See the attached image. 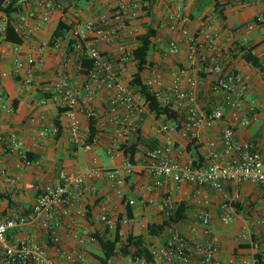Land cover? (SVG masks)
<instances>
[{
  "label": "crops",
  "instance_id": "obj_1",
  "mask_svg": "<svg viewBox=\"0 0 264 264\" xmlns=\"http://www.w3.org/2000/svg\"><path fill=\"white\" fill-rule=\"evenodd\" d=\"M119 1L122 0H29L21 7L22 12L34 11L39 18L47 17V22L40 25L30 40L20 46L19 52L15 50V44L5 40V35H0V69L9 73L8 77L0 78V194L3 196L0 197V217L14 214L29 215L44 187L57 186L61 183L63 173H83L96 162L104 169L119 170L123 182L116 185L109 178L102 177L91 183L93 190L80 196L74 210H86L87 217L77 219L71 215L63 218L55 230L59 243L51 244L47 249L49 257L57 264H70L64 255L75 252L84 253L86 264H102L99 259L103 257V253L94 235L106 232L98 219L103 207L122 223L121 227L127 236L130 234L145 236L149 249L165 244L169 238L168 228L161 236L148 235L150 225L161 224L166 220L165 199H169L174 206L179 203L187 206L186 218L174 226L190 243L205 242L199 217L207 213L215 229V240L219 247L216 257L218 263H252L257 251L264 253L262 223L264 187L251 183L240 185L226 183L222 190H215L169 181L162 187H154L149 191L148 187L154 186L155 179L149 177L143 169L147 153L156 147L164 146H171L170 158L181 164L191 162L196 166L206 167L212 161L211 152L218 155V162L231 163L236 157L235 153H225L222 146V135L228 126L234 127L238 142L256 145L264 158V78L259 70L248 65L241 57L233 59L232 68L250 77L251 89L243 99L242 111L239 114L240 122L232 123L230 112L227 110L223 121L199 132L193 143L183 138L180 131L161 132L163 126L170 127L173 122H167L164 117L157 118L155 114L149 113L138 130L130 135L128 142H120L117 155L110 157L107 150L114 137V127L108 112L111 93L101 90L95 101L98 113L95 129L98 132L99 143L96 146L87 144L80 147L70 142L67 120L63 114L64 108L60 105V97L53 89V85L63 74L81 82L83 73L78 71L76 54L70 53L73 60L69 66H65L61 55L50 45V40L59 23L72 27L96 22L102 16L110 14ZM197 1L188 0L192 11ZM219 3L223 7V16L211 6L192 19L191 32L199 35L203 23L212 27L217 34L216 45L223 49L226 55L234 48L235 42L257 45L255 53L264 66V0H219ZM167 13V0H156L151 6V17L147 20L158 29V34L149 56L154 65L144 71L143 81L146 83L151 77L157 76L166 85H170L173 71L187 69L192 76L204 79L199 92V105L207 109L213 103V98L210 103L208 101L213 79L204 72L197 74L196 67L188 61L187 43L180 33L163 27L162 21ZM141 18L140 16L134 20L131 27L141 26L147 21ZM15 20L16 15L13 16V21ZM0 22L2 25L8 22V18L1 12ZM143 32L141 26L137 35ZM67 39L68 33L64 40ZM124 41L127 42L130 51L137 46L136 38H125ZM171 41L179 42L181 45L177 56L169 54L168 43ZM44 43H47V46L42 47ZM118 43V41L100 43L99 49L112 54L117 50ZM30 56L37 61L32 71L28 73L23 69L15 75L16 60L26 61ZM135 73L136 62L132 61L127 65L123 77L125 82L129 84ZM26 78L31 79L30 84H26ZM182 86L186 87L185 81H182ZM244 121H249V124L242 125ZM53 125L59 128L60 134L52 133L50 129ZM45 129L47 133L42 135L41 132ZM82 130L84 137L88 139L89 124L84 119ZM12 135L24 143L23 151L27 158L33 163L37 161L39 165L24 164L19 153L10 146ZM210 143H214L213 148ZM133 144L137 146V154L132 162L134 172L131 176H125L122 168L128 158L122 149ZM97 150L106 152L113 166L107 161L100 160L95 154ZM131 200L135 201L134 205L128 204ZM225 201H232L235 209V216L228 224H224L220 218V207ZM26 232L32 234L35 239L46 240V231L36 226L12 231L9 238L13 240ZM253 236L256 239L255 243ZM107 237L113 239L114 235L108 232ZM108 264L153 263L133 261L130 257L118 255Z\"/></svg>",
  "mask_w": 264,
  "mask_h": 264
},
{
  "label": "built area",
  "instance_id": "obj_2",
  "mask_svg": "<svg viewBox=\"0 0 264 264\" xmlns=\"http://www.w3.org/2000/svg\"><path fill=\"white\" fill-rule=\"evenodd\" d=\"M27 1L29 0H18L17 5L21 8ZM10 2L11 0H6L7 5ZM167 2L168 13L162 21L163 27L180 33L187 43L188 61L196 67L197 74L204 72L212 77L210 93L213 103L207 109L200 107L199 92L204 79L192 76L187 69L173 71L170 85H166L157 76L151 77L145 85L162 107L170 108L182 115L170 127L163 126L161 132L180 131L183 138L193 142L199 132L223 121L227 110L230 112L232 123L240 122L239 114L242 111L243 99L251 89V79L226 66L225 52L217 47V34L212 27L203 23L199 35L191 32L192 9L188 0H167ZM144 14L141 0L119 1L110 14L102 16L96 22L72 26L68 39L58 40L52 46L61 55L65 66H69L73 60L70 53L76 54L78 71L83 73L81 82L63 74L53 85V89L60 97V105L64 108L63 114L67 120L69 138L73 145L83 147L88 144L90 135L88 139L84 137L82 120H86L89 125L91 121L95 123L98 120L95 101L101 90L111 93L108 112L114 127V137L107 150L110 157L117 155L120 142L127 143L130 135L138 130L147 114L153 113L138 90H136L138 94L135 93L136 91L123 78L127 65L133 60L132 51L124 39L136 38L137 32L131 27V23ZM47 20V17L39 18L34 11L22 12L21 9L12 25L14 31L26 43ZM6 26L7 22L6 25L0 22V35H5ZM112 41L119 42L115 53L102 52L99 49L100 43ZM69 45L72 46L71 52L68 51ZM20 46L16 45L17 52L20 51ZM45 46L47 43L42 44V47ZM180 50L179 42L168 43L170 55L177 56ZM36 62L31 56L26 61L16 60L14 74L18 75L23 69L28 73L31 72ZM86 62H90L89 68L84 66ZM8 75L7 71L0 69V78ZM182 81L186 82V87L182 86ZM25 82L30 84L31 79L26 78ZM248 124L249 121L242 122V125ZM50 130L54 135L59 133V128L55 125ZM46 133L47 129L41 132L42 135ZM98 143L99 137L95 136L90 145L96 146ZM209 145L213 148L214 143ZM10 146L19 153L25 165H39L37 161L33 163L27 158L23 151L24 143L17 136L10 137ZM222 146L225 153L233 152L236 157L231 163L223 164L217 161L218 155L211 152L212 161L206 167H198L191 162L182 164L175 162L169 156L171 146L156 147L149 151L143 164L146 174L155 179L154 186L148 187L149 191L154 187L160 188L169 181L215 190H222L226 183L235 185L251 183L264 187V158L256 145L238 142L234 127L228 126L222 135ZM122 172L125 176H131L134 172V164L129 160L125 161ZM102 177L109 178L116 185L123 182L119 170L104 169L95 162L93 167L83 173H63L61 183L57 186L44 187L29 215L14 214L0 217V264H57L47 252L51 244L59 243V238L55 234L56 228L65 217L71 215L77 219L87 217L86 210H74V208L80 196L93 190L91 183ZM128 204L134 205L135 201L131 200ZM164 204L165 218H169L175 206L169 199H165ZM220 211V218L224 224L230 223L235 216L232 201H225ZM98 219L106 231L113 233L114 237L118 235L119 245L126 241L127 235L121 227L122 223L107 208H102ZM199 221L206 239L203 244L190 243L172 225L167 229L169 238L166 243L150 249L153 264H219L216 258L219 247L209 215L203 213ZM262 223L264 232V221ZM28 226H36L46 231V240L35 239L27 232L10 240L12 231L23 230ZM64 256L70 264H86L83 252L67 253ZM245 264H255V259L252 263L245 262Z\"/></svg>",
  "mask_w": 264,
  "mask_h": 264
},
{
  "label": "trees",
  "instance_id": "obj_3",
  "mask_svg": "<svg viewBox=\"0 0 264 264\" xmlns=\"http://www.w3.org/2000/svg\"><path fill=\"white\" fill-rule=\"evenodd\" d=\"M18 0H11L10 4H6V0H0V12L5 14L8 18L5 40L13 43L15 45H22L24 42L23 38L19 36L13 28V16L21 11V8L17 5ZM156 0H141L142 10L145 13L141 16V19L147 20L151 17V6L154 5ZM213 7L219 15L223 16V7L219 3V0H198L195 6V9L191 13V19L196 18L198 15H201L205 9L208 7ZM142 28L144 32L136 36L137 46L132 50V57L134 62H136V73L132 76L129 84L132 88H137L138 93L143 97L147 103L148 108L151 112L155 114L157 118L164 117L167 122H175L182 115L176 113L170 108L162 107L161 104L157 101L152 93H150L148 87L145 85L142 75L144 71L152 67L154 63L150 60L149 56L154 47V40L157 37L158 29L154 28L148 20L142 23ZM71 27H68L64 23H59L57 29L55 30L51 40L50 45L53 46L58 40H63L65 35L69 33ZM257 45H245L239 42L234 43V48L230 50L229 53H225L226 61L225 64L228 68H232L233 59L241 57L248 65L259 70L263 74L264 78V66L261 62V59L255 53ZM68 51H72V46L69 45ZM231 57L232 59H228ZM86 68L90 67V62L84 64ZM212 95L208 96V101H212ZM58 125V123H57ZM59 126V125H58ZM60 134V133H59ZM98 132L95 129L94 121L90 122L89 125V135L90 139L88 144L92 142V139L97 136ZM59 136V135H58ZM194 143V142H193ZM124 155L128 158L129 161L133 162L134 157L137 154L136 144L131 145L126 148L123 147ZM200 167V165H198ZM0 197H3L0 194ZM130 210V209H129ZM187 206L184 203H179L175 205V209L172 215L161 224H153L148 227V235L150 236H161L167 228L172 225L180 223L186 218ZM24 216L23 214H20ZM120 228V225L118 226ZM108 231L103 234L96 233L94 236L101 247L103 257L99 260L102 264H108V262L121 255L123 257H130L133 261H144L146 263H153V257L150 252V249L146 245L145 236L143 235H128L126 241L119 246L118 235L113 239L107 237ZM253 242H256L255 237L253 236ZM255 264H264V253L257 251L254 255Z\"/></svg>",
  "mask_w": 264,
  "mask_h": 264
},
{
  "label": "rangeland",
  "instance_id": "obj_4",
  "mask_svg": "<svg viewBox=\"0 0 264 264\" xmlns=\"http://www.w3.org/2000/svg\"><path fill=\"white\" fill-rule=\"evenodd\" d=\"M208 8H209V7H208ZM208 8H207V9H208ZM207 9H205V11H206ZM205 11H204V12H205ZM229 24L232 25V23H230V22H229ZM134 28L136 29V32H137V34H138L139 29H141V26H140V25H139L138 27H137V26H134ZM94 151H95V150H94ZM94 151H92V153H93ZM95 154L97 155V157H98L100 160L107 161V162H109L108 164H109L110 166H113V164L111 163V160H110L109 157L106 155V152H104V151H102V150H97Z\"/></svg>",
  "mask_w": 264,
  "mask_h": 264
}]
</instances>
